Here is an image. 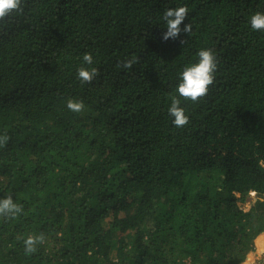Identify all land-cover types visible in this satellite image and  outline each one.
<instances>
[{
	"label": "trees",
	"instance_id": "trees-1",
	"mask_svg": "<svg viewBox=\"0 0 264 264\" xmlns=\"http://www.w3.org/2000/svg\"><path fill=\"white\" fill-rule=\"evenodd\" d=\"M181 5L190 30L164 40L160 17ZM257 11L264 0H21L0 19V197L23 205L0 216V264L244 262L264 237ZM201 48L214 81L181 98L177 127L178 74ZM84 53L97 72L82 83ZM29 235L43 237L32 253Z\"/></svg>",
	"mask_w": 264,
	"mask_h": 264
},
{
	"label": "clouds",
	"instance_id": "clouds-1",
	"mask_svg": "<svg viewBox=\"0 0 264 264\" xmlns=\"http://www.w3.org/2000/svg\"><path fill=\"white\" fill-rule=\"evenodd\" d=\"M21 10V0H0V19L9 16ZM187 8L183 5L177 7H167L163 11L160 21L166 31L163 32V39L176 38L181 31L189 32L190 25L183 23L187 17ZM183 23V28L181 25ZM250 27L253 30L264 31V12L257 11L250 17ZM198 60L185 66L178 74V83L176 85L177 95L171 99L168 107V115L172 118V123L177 127L185 125L189 116L186 109L181 104V98L197 101L208 91L209 86L214 81L217 62L213 51L210 48H201L197 52ZM126 62L124 67H128ZM97 69L93 66V55L84 53L81 60V66L77 69V78L82 82L92 80ZM67 108L72 112H80L84 108L82 100L69 99ZM7 140V136H0V143ZM23 210V205L17 203L12 195L0 197V216L16 217ZM42 236L29 235L24 240L26 253H32L36 250V245L42 241Z\"/></svg>",
	"mask_w": 264,
	"mask_h": 264
},
{
	"label": "rangeland",
	"instance_id": "rangeland-1",
	"mask_svg": "<svg viewBox=\"0 0 264 264\" xmlns=\"http://www.w3.org/2000/svg\"><path fill=\"white\" fill-rule=\"evenodd\" d=\"M240 264H264V237L260 246L256 240V248L248 253L247 258Z\"/></svg>",
	"mask_w": 264,
	"mask_h": 264
}]
</instances>
